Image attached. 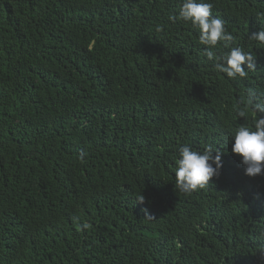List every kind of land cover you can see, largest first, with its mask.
<instances>
[{
	"label": "trees",
	"instance_id": "obj_1",
	"mask_svg": "<svg viewBox=\"0 0 264 264\" xmlns=\"http://www.w3.org/2000/svg\"><path fill=\"white\" fill-rule=\"evenodd\" d=\"M182 2L0 0V264L264 263V172L231 151L259 115L238 102L264 94V44L249 39L264 0H196L256 56L234 80L198 28L169 20ZM185 146L221 152L191 195L175 188Z\"/></svg>",
	"mask_w": 264,
	"mask_h": 264
},
{
	"label": "clouds",
	"instance_id": "obj_2",
	"mask_svg": "<svg viewBox=\"0 0 264 264\" xmlns=\"http://www.w3.org/2000/svg\"><path fill=\"white\" fill-rule=\"evenodd\" d=\"M213 5L211 3H197L196 0H183L178 16H169V20L175 23L177 20L190 21L192 26L199 29V43L208 47L204 55L208 60L214 61L217 71L225 73L229 79L237 77L243 79L248 75V71H255L256 56L244 52L240 47H231L234 43V36L225 29V22L220 18L212 16ZM250 40L264 44V28L254 32L249 36ZM223 42L225 48L230 51L225 55L218 56L215 51L217 44ZM247 65L248 71L242 68ZM249 110L259 114L254 119V130L246 124H241L234 135L232 153L242 158V163L246 166L245 175L255 177L264 172V94L249 88L245 97L238 102L237 116L247 120ZM216 152L213 157L212 153ZM86 153L80 154L83 161ZM177 170L175 172V188L180 192L191 195L193 192L202 190L209 185L213 177H219L221 164L220 149H213L211 146L205 147L203 152L191 149L188 146L182 147L179 151ZM212 165H215L213 167ZM137 203H145V197L140 195ZM145 213V220L155 219L147 209H142ZM78 230H87L91 227L84 223L82 228L77 225ZM257 254L264 259V246L258 249ZM260 264H264L261 263Z\"/></svg>",
	"mask_w": 264,
	"mask_h": 264
}]
</instances>
